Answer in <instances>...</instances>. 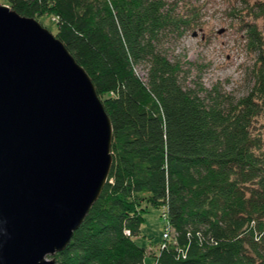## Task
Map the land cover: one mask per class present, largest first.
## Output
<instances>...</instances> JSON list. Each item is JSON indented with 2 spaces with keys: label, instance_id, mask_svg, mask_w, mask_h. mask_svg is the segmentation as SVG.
<instances>
[{
  "label": "trees",
  "instance_id": "trees-1",
  "mask_svg": "<svg viewBox=\"0 0 264 264\" xmlns=\"http://www.w3.org/2000/svg\"><path fill=\"white\" fill-rule=\"evenodd\" d=\"M20 16L53 17L85 70L113 131L108 179L54 264H264L263 34L246 28L257 57L253 86L233 98L186 85L161 44L195 28L178 0H2ZM264 17V0L254 4ZM144 68V77L137 68ZM164 208L156 251L139 246L144 213ZM151 257L150 261L147 257Z\"/></svg>",
  "mask_w": 264,
  "mask_h": 264
},
{
  "label": "water",
  "instance_id": "water-1",
  "mask_svg": "<svg viewBox=\"0 0 264 264\" xmlns=\"http://www.w3.org/2000/svg\"><path fill=\"white\" fill-rule=\"evenodd\" d=\"M112 137L64 44L0 4V264H54L108 179Z\"/></svg>",
  "mask_w": 264,
  "mask_h": 264
},
{
  "label": "rangeland",
  "instance_id": "rangeland-1",
  "mask_svg": "<svg viewBox=\"0 0 264 264\" xmlns=\"http://www.w3.org/2000/svg\"><path fill=\"white\" fill-rule=\"evenodd\" d=\"M178 1L183 9L188 3L195 6L199 11L198 22L195 28L186 30L181 36L167 34L161 47L171 61L181 63L186 85L191 88L196 85L204 88L216 86L233 98L245 95L254 83L250 68L257 57V52L246 44V28L255 25L261 36L263 34L264 42V17H256L254 6L261 0ZM2 2L0 0V4H4ZM37 21L55 34L53 17L42 16ZM262 48L264 51V45ZM137 72L144 77L142 66L137 68ZM257 121L252 128L263 131L260 123L264 125V115ZM163 212L161 207L144 213L141 232L134 237V241L148 251H156L162 241L166 225ZM147 258L150 261L151 257Z\"/></svg>",
  "mask_w": 264,
  "mask_h": 264
},
{
  "label": "built area",
  "instance_id": "built-area-1",
  "mask_svg": "<svg viewBox=\"0 0 264 264\" xmlns=\"http://www.w3.org/2000/svg\"><path fill=\"white\" fill-rule=\"evenodd\" d=\"M167 232H168V231H166V232L163 234L164 237H167V236H168V235H167Z\"/></svg>",
  "mask_w": 264,
  "mask_h": 264
}]
</instances>
